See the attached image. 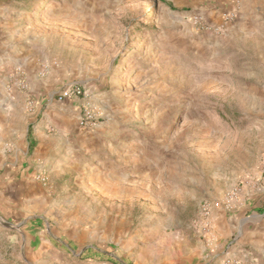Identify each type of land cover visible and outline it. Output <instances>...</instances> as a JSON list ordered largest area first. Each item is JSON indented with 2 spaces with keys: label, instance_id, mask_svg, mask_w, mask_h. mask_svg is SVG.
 Listing matches in <instances>:
<instances>
[{
  "label": "rangeland",
  "instance_id": "obj_1",
  "mask_svg": "<svg viewBox=\"0 0 264 264\" xmlns=\"http://www.w3.org/2000/svg\"><path fill=\"white\" fill-rule=\"evenodd\" d=\"M232 1L224 22L202 0H0V104L51 205L27 264H202L205 219L225 247L264 212V0Z\"/></svg>",
  "mask_w": 264,
  "mask_h": 264
},
{
  "label": "crops",
  "instance_id": "obj_2",
  "mask_svg": "<svg viewBox=\"0 0 264 264\" xmlns=\"http://www.w3.org/2000/svg\"><path fill=\"white\" fill-rule=\"evenodd\" d=\"M205 8H199L198 14H203L204 10L207 11V16L212 15V12L217 15L219 12H226L232 7V0H202ZM219 2V7L213 6L212 2ZM220 14V13H219ZM12 100L9 96H3V104H0V140L7 139L8 136H15L17 133L21 139L18 141V147L7 154L8 158L4 159L2 167L4 170L0 173V264H27L25 257H37L38 252H47L53 249V240L49 238V231L47 223L45 229L41 230L38 227V222L42 219L39 216V211H48L51 205H48L46 194L37 181L32 166L36 160V150L39 143L35 146L37 137L28 129L19 131L15 128L13 119L10 116V108ZM8 111V112H6ZM9 145H13L12 143ZM6 147L8 145L6 144ZM6 148H3L4 151ZM6 157V156H5ZM263 189V188H262ZM49 207V208H48ZM52 211V210H51ZM259 217L261 219V227L259 223L253 226L251 223L247 224V219ZM224 219L216 223L220 226L217 232L221 233L215 235L210 249H204L206 255L200 257L202 264H217V260L222 252V247L225 245L226 240L222 237L226 236L224 233ZM235 220V219H234ZM241 231H237L233 240L229 242L233 253L241 257L246 264H264V212L262 214L250 215L238 219V224L244 222ZM247 222V223H246ZM253 223V222H252ZM15 225L16 227L23 226V230L16 235L12 234L6 227ZM240 226V225H239ZM249 226L251 229L249 230ZM227 228L229 226L226 225ZM259 227L261 233L257 231V235L252 231ZM240 228V227H239ZM256 230V229H255ZM24 249L27 255L21 253V263L16 262L19 259L15 256L16 250ZM29 252V253H28ZM34 254H33V253ZM23 261V263H22ZM20 262V261H19Z\"/></svg>",
  "mask_w": 264,
  "mask_h": 264
},
{
  "label": "built area",
  "instance_id": "obj_3",
  "mask_svg": "<svg viewBox=\"0 0 264 264\" xmlns=\"http://www.w3.org/2000/svg\"><path fill=\"white\" fill-rule=\"evenodd\" d=\"M234 13H235V7H231L230 11L224 12L222 14L221 20H223L224 22L228 21L229 19L234 17ZM191 22H192V25L195 27H200L201 25H203V27H205L207 30H211V26L204 23L202 21V18L199 16H193V18L191 19ZM18 87L21 89H24L25 85L20 82ZM82 94L83 93L81 92L80 87L75 86L71 90L65 89L64 91H62L58 95L57 101L63 102L67 98H69L71 95L74 97H79ZM80 125L83 128L88 126V124L86 122H84V120H81ZM37 180L42 182V183H45L46 182L45 174H41V175L37 176ZM227 202L229 204V200H227ZM203 212H204L203 216H205V218H207L208 214H209V210L205 208V209H203ZM206 220L207 219H205V222L203 223L202 229H203L204 235L207 237L206 238V241H207L206 242V249H210L212 247V238H211V235L209 236V234L211 233L210 224ZM217 264H246V262L241 257H239L237 254L232 252L231 245H227V246L222 248V252H221V255L219 256V259L217 260Z\"/></svg>",
  "mask_w": 264,
  "mask_h": 264
}]
</instances>
